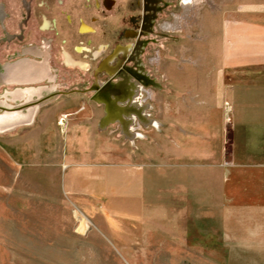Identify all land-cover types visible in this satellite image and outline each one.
<instances>
[{
    "label": "rangeland",
    "instance_id": "374dc122",
    "mask_svg": "<svg viewBox=\"0 0 264 264\" xmlns=\"http://www.w3.org/2000/svg\"><path fill=\"white\" fill-rule=\"evenodd\" d=\"M101 1L70 0L67 10L58 4L56 9L69 13L73 31L80 20L94 28L89 50L101 40L109 44L106 53L114 43H133L121 34L137 31L142 0H112L111 10ZM171 1L147 35L155 41L141 54L147 71L163 87L153 89L147 99L148 113L159 123L166 96L170 101L175 96L177 71L199 68L192 54L195 44L207 41V31L199 28L207 24L208 14L230 5H264V0ZM181 1L193 6L188 18L181 17ZM52 2L47 0V17L54 11ZM39 15L34 8L33 21ZM64 16L57 14L59 33L66 30ZM176 17L175 30L163 31L162 21L173 23ZM60 35L50 59L58 99L39 110L33 125L0 134V264H264V254L226 245L208 208L193 205L190 190L178 200L176 172L162 165V126L141 128L144 138L133 143L119 134L117 125L97 129L102 106L92 103L89 92H81L90 85L92 72L62 66ZM26 43L30 41L24 39ZM14 44L0 56V65L20 56L21 42ZM73 48L66 50L81 58ZM167 71L172 78L163 76ZM61 114H68L64 127L58 124Z\"/></svg>",
    "mask_w": 264,
    "mask_h": 264
},
{
    "label": "crops",
    "instance_id": "0c3cea01",
    "mask_svg": "<svg viewBox=\"0 0 264 264\" xmlns=\"http://www.w3.org/2000/svg\"><path fill=\"white\" fill-rule=\"evenodd\" d=\"M26 2L0 0V56L13 49L19 29L34 43L39 37L53 36L38 29L39 21L32 18L21 24ZM202 24L199 29L207 31V41L195 44L192 54L199 68L177 71L175 96L171 101L166 96L161 123L150 117L158 129L137 121L128 124L134 132L131 138L124 137L117 110L108 126L117 125L119 134L131 143L142 139L141 128L162 126V165L176 172L178 200L190 190L193 205L208 208L209 220L215 219L226 245H238L242 253L264 254V5L224 6L209 13L207 24ZM57 29L55 40L61 34L66 39L62 49L72 51L68 40L74 37L72 29L60 33ZM163 76L173 77L168 71ZM82 91L89 92L90 99L95 93ZM103 115L97 122L99 131L108 127L101 128Z\"/></svg>",
    "mask_w": 264,
    "mask_h": 264
},
{
    "label": "flooded vegetation",
    "instance_id": "af4514ba",
    "mask_svg": "<svg viewBox=\"0 0 264 264\" xmlns=\"http://www.w3.org/2000/svg\"><path fill=\"white\" fill-rule=\"evenodd\" d=\"M26 1L27 11L21 16V24L24 25L25 22L32 18L33 10L36 8V11L40 12L39 19L37 20L39 21L38 29H43L42 31H51L53 32V36L39 37L36 42L37 44H34V42L24 44L25 33L23 28L19 29L17 39L21 42L19 48L21 54L18 58L5 62L2 65L0 70V96L8 93L5 99L12 108L18 109L25 107L28 108V112H30L36 107H44L51 104L59 97L60 93L56 90L57 80L54 74L56 70L53 69V72L49 63L52 58L51 51H53V45L56 41L57 14L59 16L60 14L65 15L63 24L66 26L67 31L71 29L70 25L72 24V20L67 11L61 13L56 9L58 4L63 5L65 8L64 10H67V8L70 7L68 5L70 0H60V2L52 0L54 11H49V17L46 15L47 10H49L47 0ZM112 2V0H102L101 5L105 10H111L113 7ZM141 2V17L139 24H135L137 31L125 29L121 34L126 39L133 38V43L128 41L124 44L114 43L111 51L106 53L109 44L101 40L97 48L89 50V34L94 33V28L88 22L80 20L75 31L72 29L74 36L78 38L71 37V39L68 40H70V43L74 44V39H76L77 43L73 45V51L81 54V58H75L69 51L62 49L60 51V63L65 68L78 69L84 73H88L89 71L92 72L93 79L86 88L95 91L97 95H95V93L91 94V96L94 97H91V99L94 102L97 101L96 103L102 106L103 112L106 107H109L111 101H113L114 104L120 105L123 108L127 107L128 104L130 107L131 105L137 106L143 116L142 119L147 120L150 118V114L145 113V108H151L147 99L150 98L153 89L162 90L163 88L147 71L141 54L145 45L155 41L147 35L152 33L153 27L157 24L158 16L163 15V12L167 11V9L172 6V1L142 0ZM184 3L185 1H181V8ZM37 7H39V9ZM99 8L100 5L95 7L97 10ZM51 13H53V15H51ZM161 19L163 18L160 17V20ZM167 22L168 21L165 20L160 24L163 31L168 29L165 26ZM59 40H61L63 44L66 41L64 37H59ZM150 59L152 60V58ZM93 60L96 62L94 66L91 63ZM15 72H17L18 75H13ZM100 74L107 77L104 82H101L99 79L98 75ZM25 79L34 82H9ZM107 83L108 85L104 87ZM114 93L116 94L113 95ZM55 94H57L56 98H54ZM125 120L129 125L135 124V122L138 121L136 114L132 111H128V117H126Z\"/></svg>",
    "mask_w": 264,
    "mask_h": 264
},
{
    "label": "bare ground",
    "instance_id": "6f19581e",
    "mask_svg": "<svg viewBox=\"0 0 264 264\" xmlns=\"http://www.w3.org/2000/svg\"><path fill=\"white\" fill-rule=\"evenodd\" d=\"M183 7H184L183 8L184 14L181 17L188 18V15L191 12L193 6L191 3H185ZM179 18L180 17H176L173 23H169V24L166 23L165 26L168 29H174L178 24ZM16 74L18 75L17 72L13 73V75H16ZM9 82L10 83H30L34 81L25 79V80H14V81H9ZM7 96H8V93H5L3 96H0V134L10 133V132L15 131L19 127L32 125L34 123V118L38 112V109L40 107V106L36 107L33 111H30V112H28V108H25V107L15 109V108H12V106L9 103L6 102L5 98H7ZM56 97H57V94H55L54 98ZM106 109H107V111L105 112L106 116L104 117V119L100 121L101 128H106L109 123L113 122L115 118L114 111L117 110L118 111L117 122L121 126V129H122L121 132L124 135V137H127L129 139L131 138L130 133H134V132H131L129 130L128 124L124 118V115L125 117H128V111L134 112L137 116L138 122L142 123L144 126H146L147 124L156 126V121L154 119H151V118L147 120L142 119L143 116L141 114V111L138 110L137 106L131 105L130 107V105L128 104L127 107L117 108L115 107L114 102L111 101V103L109 104V107L108 108L106 107ZM135 110H138V111H135ZM65 117H66V114H62L60 116L59 121H58L59 125H63Z\"/></svg>",
    "mask_w": 264,
    "mask_h": 264
},
{
    "label": "water",
    "instance_id": "95a60500",
    "mask_svg": "<svg viewBox=\"0 0 264 264\" xmlns=\"http://www.w3.org/2000/svg\"><path fill=\"white\" fill-rule=\"evenodd\" d=\"M108 85V83L104 86V87H106ZM95 95H97L96 93H95ZM92 98H94V97H92ZM96 101V100H95ZM97 102V101H96ZM107 111V109L105 108L104 109V112H106ZM160 124V123H159ZM98 128L100 129V127H99V123H98ZM156 129H158V126H156ZM142 138H144V135H143V137ZM130 142H132V140H130Z\"/></svg>",
    "mask_w": 264,
    "mask_h": 264
},
{
    "label": "built area",
    "instance_id": "2783aa9c",
    "mask_svg": "<svg viewBox=\"0 0 264 264\" xmlns=\"http://www.w3.org/2000/svg\"><path fill=\"white\" fill-rule=\"evenodd\" d=\"M225 122L228 123L229 122V116L225 118Z\"/></svg>",
    "mask_w": 264,
    "mask_h": 264
}]
</instances>
